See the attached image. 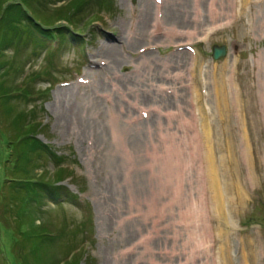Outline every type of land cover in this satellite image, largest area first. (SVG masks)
Here are the masks:
<instances>
[{"label": "rangeland", "instance_id": "374dc122", "mask_svg": "<svg viewBox=\"0 0 264 264\" xmlns=\"http://www.w3.org/2000/svg\"><path fill=\"white\" fill-rule=\"evenodd\" d=\"M165 1L163 26H146L152 33L148 39L137 31L142 22L153 21L155 0H89L73 33L76 39L65 44L53 37L43 40L48 51L34 39L13 38L0 10V147L13 137L16 115L33 110L42 124L36 139L62 157L69 170L54 186H63L70 198L61 205L43 200L32 213L35 224L46 221L45 228L62 234L49 248H39L44 257L62 260L79 248V264H212L209 242L216 232L214 226L211 233L205 227L211 207L199 197L201 190L204 197V123L214 145L229 135L238 148L240 130L247 137V156L239 150L232 164L243 198L230 208V253L232 264H264V0H250L237 17L232 16L238 8L233 0H225L224 11L219 4L224 0H218L221 19L215 23L207 0H201L197 22L192 21L194 0ZM172 26L182 36L172 35L170 41ZM214 44L227 47L226 57L212 60ZM109 47L118 59L110 56ZM221 76L227 99L238 101L239 117L230 104L226 119L227 108L215 94ZM24 87H33L35 94H25ZM66 90L76 95L69 118L62 109L66 100H59ZM112 115L131 153L123 169V149L111 140ZM43 156L46 177L53 178L55 162ZM224 158L214 149L217 169H224ZM7 187L0 188L6 199ZM8 208L0 204V251L14 264L10 251L15 236L21 240L19 219L17 210L11 214ZM203 234L207 244L196 241ZM242 250L250 253L246 261Z\"/></svg>", "mask_w": 264, "mask_h": 264}, {"label": "trees", "instance_id": "16d2710c", "mask_svg": "<svg viewBox=\"0 0 264 264\" xmlns=\"http://www.w3.org/2000/svg\"><path fill=\"white\" fill-rule=\"evenodd\" d=\"M58 1H63V3L52 7V4ZM88 1L0 0V10L3 9V14L6 15L5 25L10 30L13 38L18 36L24 38L25 36L27 42L35 41L48 51L43 40L46 41L53 37L58 39L59 43L65 44L70 38L76 39L77 36H74L73 33H77L79 30L78 24H81L82 18L80 15ZM88 25L90 27L91 23L89 22ZM23 28H25V31L21 30ZM24 42L25 40L22 39L21 43L23 44ZM48 66L50 67V65ZM50 72H44L43 76L48 77ZM32 89L33 87H28L27 89L24 87L23 92L33 95L35 91ZM46 90H44V94H46ZM24 98L26 100L32 99ZM35 116L36 114L33 110H22V112H19L11 124L13 137L8 136L7 139L9 140L6 142L5 139V142H3L4 147H0L2 152L0 163L3 166V168L0 167V188L6 185L10 189V197L8 199L1 194L0 204L6 202L8 209H11V214L17 210L16 215L19 219L17 224H19V227L16 229H19L18 234L21 238L19 240L15 236V245L12 242V246H14L10 251L13 258L12 262L14 264H79L80 261L77 260L80 256L77 254L79 248H73L74 250L70 253L69 251L67 252L69 253L67 254L68 256L66 255L68 260H66L67 258L60 260L54 257H44L43 252H39L41 246L49 248L62 234H54L45 228L47 225L46 221L35 224V219L32 217L36 215L32 213L35 211L37 213L43 200L48 199L55 205H61L60 202L64 200V197L70 198L71 193L63 186H58L59 190L54 186L58 182L63 181L66 175L68 176L69 170L67 167L62 166L64 162L62 157L56 156L49 148L36 139V135L42 129V125ZM19 149L21 150L18 155L14 153V151ZM34 153L37 154V157H34ZM41 155L55 162V169L52 173L53 178L46 177L50 174L43 170ZM34 170L44 171V174H41L42 172L40 175L36 174L32 172ZM13 238L14 235L12 234ZM0 240H2L1 237ZM18 243L19 248L17 247ZM1 245L0 242V250ZM0 255L3 256V260L1 259L0 261L11 264L7 260L6 254L4 255L0 251Z\"/></svg>", "mask_w": 264, "mask_h": 264}, {"label": "bare ground", "instance_id": "6f19581e", "mask_svg": "<svg viewBox=\"0 0 264 264\" xmlns=\"http://www.w3.org/2000/svg\"><path fill=\"white\" fill-rule=\"evenodd\" d=\"M164 2H166L165 0H155V4H156V11H155V17L153 19V21L151 23H148V21L145 22H140V30L137 31V34H142L145 35L146 37H148V39L150 38L151 34L147 33V29L146 26L151 27L153 30H157L160 27L163 26V23L161 22V7L163 6L162 4H164ZM194 17L192 18L193 22H197L198 19V15L202 12L200 9V3L201 0H194ZM208 3V14L211 16V20L213 21V23H215V21H217L218 19H221L219 17H217V15H221L218 11V0H207ZM250 3V0H233V4L238 6L237 9L234 10V17H237L238 14H241V12L244 11V8L247 4ZM154 5V3H152ZM220 4V10L224 11L226 8V1H222ZM147 13V12H146ZM176 13V11H175ZM148 15V14H147ZM232 18V17H231ZM229 18V20L231 19ZM173 27V26H172ZM175 27V26H174ZM173 27V28H174ZM264 27V25H263ZM143 28V29H142ZM167 29V33L169 34V40L171 41V37L172 35H177V36H182V34H177V30L174 29ZM146 30V31H145ZM119 38V37H118ZM118 38H116V42H118ZM147 45V44H146ZM110 51L112 52V55H110L111 57H114L116 59H118V55L116 52L115 48H111L109 47ZM108 50V48H107ZM106 50H99V52H97L100 55H104V52ZM95 53V52H94ZM107 53V51H106ZM112 62H110L111 64ZM114 63H117L114 61ZM118 65V64H117ZM115 65V66H117ZM126 78H128V76L124 75L123 79L126 80ZM226 80H224V76H221V78L218 80L217 83V88L215 89V94L217 96L218 99H220V104L221 106L227 108L226 109V119L229 117L228 115V110L230 104L234 106V110L236 113H234L237 117H239L238 114V101L236 99H231L230 101L227 99L226 94L227 91L225 89L224 83ZM129 90L132 92L133 91V87L132 86H128ZM131 88V89H130ZM174 90H177L175 87L173 88ZM68 91V94H61V98H59V100H66L63 105H62V109H65V114L64 116H66V118H69L71 111H74L75 108H73L71 102L72 97H75L76 95H71L70 90H66ZM94 92V91H93ZM122 96H125L126 93L125 91L121 90L120 91ZM76 94V93H75ZM95 94V96L98 93H93ZM194 94L196 95L195 91ZM90 95H86V103H89L90 101ZM232 108V107H231ZM120 111L123 110V108L121 107L119 109ZM222 112V110H221ZM94 116H96V114L94 113ZM200 116H203V113L200 112ZM110 123L112 124L111 128H110V132H111V140L113 141V144L116 148L123 149V155L122 156V169L124 167V162L125 160L128 161L130 163V159H131V153L125 143L126 137L124 135V133H122V130L118 128L117 125H115L116 123V119L115 116L112 115L111 121ZM94 127H97V125H94ZM202 138L201 142L202 145L204 146V157H205V168L201 171L200 173V177H204V181H202V187H203V194L204 197L202 195V190L201 193L199 195L200 197V201H207V203L210 205L211 207V213L207 216V225H205V227H208V229L211 226L213 227V232L215 231L216 233L211 234V238H210V245H209V249L212 251L214 250V255L215 257H212V264H232V259H231V253H230V229H231V225L229 222V218H231V210L230 208L235 204L236 199L238 201L242 200V194L240 192V180L239 178H235V174L233 172V168H232V164H233V160L236 157V154L238 153L239 150L242 151V154L246 157L248 150H249V146H248V141H247V137H245V134L243 132V130H240V140H239V147L236 148V146L234 145V140L232 141V138L226 135H224V137H222V139H220V144L215 142V145L213 143V139L211 138V135L209 136V130L206 129V124L202 123ZM111 141V142H112ZM223 143V144H222ZM264 146V145H263ZM214 149L217 150L218 154H223L225 155V158L222 161H220V165L223 166L224 169L221 168V170L217 169V167L215 166L213 159H211L214 155ZM148 152V150H147ZM145 152V154L147 153ZM220 152V153H219ZM151 152H148L147 155H149ZM222 171V175H220ZM224 178H226V183L223 181ZM222 181V183H221ZM176 194L178 196H182V193L180 190L176 191ZM234 196V197H233ZM175 197H174V201H175ZM150 211H152V208H150ZM148 210V213L150 212ZM148 214H145V216H147ZM145 218V217H143ZM207 229V228H206ZM210 233L211 230L209 229ZM133 235V234H132ZM127 236L131 237V234H127ZM207 240V235L205 236V234H203L202 236H200L196 241L198 243H206L208 241ZM250 244H247L246 246H244L243 249H247L249 247ZM213 255V256H214ZM250 255V253L247 250H242L241 256L243 257V261H246V258Z\"/></svg>", "mask_w": 264, "mask_h": 264}, {"label": "water", "instance_id": "95a60500", "mask_svg": "<svg viewBox=\"0 0 264 264\" xmlns=\"http://www.w3.org/2000/svg\"><path fill=\"white\" fill-rule=\"evenodd\" d=\"M224 56H226V47L225 46L214 45L212 47V58L213 59L217 60V59H220Z\"/></svg>", "mask_w": 264, "mask_h": 264}]
</instances>
